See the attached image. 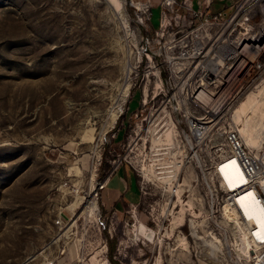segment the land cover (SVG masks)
<instances>
[{
    "label": "rangeland",
    "instance_id": "obj_1",
    "mask_svg": "<svg viewBox=\"0 0 264 264\" xmlns=\"http://www.w3.org/2000/svg\"><path fill=\"white\" fill-rule=\"evenodd\" d=\"M128 1L118 12L106 0H0V264H248L208 224L209 149L190 156L172 108L160 115L171 65L154 56L161 8L147 33ZM263 116L254 109L250 129ZM124 159L141 198L106 216L97 184ZM165 170L181 172L180 196L166 193ZM191 224L223 243L216 260Z\"/></svg>",
    "mask_w": 264,
    "mask_h": 264
},
{
    "label": "built area",
    "instance_id": "obj_2",
    "mask_svg": "<svg viewBox=\"0 0 264 264\" xmlns=\"http://www.w3.org/2000/svg\"><path fill=\"white\" fill-rule=\"evenodd\" d=\"M128 3L136 8L137 23L147 33L153 31L150 25L153 9L161 8L160 25L154 31L159 47L154 56L159 65L171 64L168 91L164 94L167 101L162 104L172 108L178 138L185 151L195 157L204 146L212 155L210 169L202 173L208 176L213 188L209 191L207 221L231 245L236 238L231 227L238 234L239 229L243 233L244 228H250L245 209L259 208L264 214V131L259 147L252 148L244 143L232 123L236 106L264 80V0H235L229 11L217 14L201 11L203 3L210 8L213 0H129ZM143 51L146 58L150 57L146 48ZM159 74L164 85L161 71ZM135 115L139 117L138 113ZM224 161L234 162L233 189L220 181L217 165ZM124 164L131 166L126 159L112 164L97 184V197ZM165 171L171 172L168 184L162 182L166 193L176 196L181 172ZM157 172L163 175V171ZM247 193L251 196L242 202ZM224 215L229 217L228 225L221 220ZM98 221L99 228L105 229L102 216ZM245 238L251 249L248 264H264V237L258 238L252 231Z\"/></svg>",
    "mask_w": 264,
    "mask_h": 264
},
{
    "label": "bare ground",
    "instance_id": "obj_3",
    "mask_svg": "<svg viewBox=\"0 0 264 264\" xmlns=\"http://www.w3.org/2000/svg\"><path fill=\"white\" fill-rule=\"evenodd\" d=\"M116 11H124V8L121 4L122 0H106ZM154 77L157 79L156 82V86H160L162 87L163 83L161 81V79L158 80L159 78V74H154ZM147 93V92H146ZM147 97V94H146ZM147 101V100H146ZM251 102V103H249ZM254 109H262L264 110V80L262 81L261 84H259L256 88H254L250 93H248V95L236 106L235 111L232 114V123H233V127L235 129H237L244 141V143H246L248 146L252 147V148H258L260 145V139L261 136L263 134L264 131V116L261 118V120H259L257 122V125L252 128L251 124L253 122H255L257 120V118L254 117H249V114L254 111ZM167 108L164 107L160 113V115H162L164 117V115L167 113ZM168 113H170L168 111ZM172 113H170V119L172 121V125H174L176 127V124L174 122L173 116L171 117ZM177 130V129H176ZM177 135H178V131ZM170 134H167V139H169L170 141ZM176 135V137H177ZM218 168L220 170V181L222 182L223 185H225L227 188L233 189L236 186L234 177H233V166H234V162L231 161H224L222 163H219ZM178 171V170H175ZM170 173L171 172H164L163 176L160 177L161 181L164 184H168L169 182V177H170ZM146 174V175H145ZM144 174L145 177L149 176L147 175V172ZM181 186V184H180ZM180 186L178 188V193L176 196L173 197H177L178 195L180 196L179 192H180ZM96 191V189H95ZM251 196V193H247L244 197L241 198V201L243 202L244 200H246L247 197ZM96 204L98 205V202H96ZM176 206V205H175ZM96 212L98 211L95 210ZM244 213L246 215L247 218H249V222L248 225L250 226V228H248V230H246V228H244L245 230L243 231V233H241V230L239 229V234L232 229L233 233L236 235V252L240 250L239 252V256H237L238 260L243 261L246 258V261L248 263V258L251 252L250 249V245L247 242V239L245 238L249 233H254V235L258 238H263L264 237V214L261 211V209H245ZM182 219V218H181ZM229 217L224 215L221 220L223 221V223L225 225H228V220ZM186 217L183 220V224L180 226H183L184 224H186ZM193 224H191L190 229H191V236L196 240H201L203 241V245L210 248L211 250V254L213 256V259H217L218 255L216 254L217 252H220L223 246V243L214 235H216L215 233H204L203 236L200 235L199 228H197V233L195 232L194 228H193ZM141 227V226H140ZM197 227V226H196ZM144 230L148 229L142 225V229L141 232H143ZM150 232L147 233V235L149 237H153L154 232L149 230ZM146 233V232H145ZM202 233V232H201ZM214 234V235H211ZM246 235V236H245ZM147 236V237H148ZM155 237V236H154ZM220 237V236H219ZM193 238V239H194ZM148 239V238H147ZM221 239V238H220ZM183 240V239H182ZM223 240V239H222ZM150 241V240H149ZM225 245V250L228 251V247L229 245Z\"/></svg>",
    "mask_w": 264,
    "mask_h": 264
},
{
    "label": "crops",
    "instance_id": "obj_4",
    "mask_svg": "<svg viewBox=\"0 0 264 264\" xmlns=\"http://www.w3.org/2000/svg\"><path fill=\"white\" fill-rule=\"evenodd\" d=\"M196 1H194L195 3ZM235 0H213L210 8L202 4L201 11L207 14H217L229 11ZM140 192L137 176L130 166H122L110 180L101 193V206L103 213L108 216L123 217L131 205L140 201Z\"/></svg>",
    "mask_w": 264,
    "mask_h": 264
},
{
    "label": "trees",
    "instance_id": "obj_5",
    "mask_svg": "<svg viewBox=\"0 0 264 264\" xmlns=\"http://www.w3.org/2000/svg\"><path fill=\"white\" fill-rule=\"evenodd\" d=\"M113 251H114V247L111 245V248H110V259H112Z\"/></svg>",
    "mask_w": 264,
    "mask_h": 264
}]
</instances>
